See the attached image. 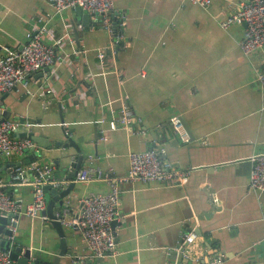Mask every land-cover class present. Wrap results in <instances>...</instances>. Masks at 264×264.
<instances>
[{
	"label": "crops",
	"instance_id": "1",
	"mask_svg": "<svg viewBox=\"0 0 264 264\" xmlns=\"http://www.w3.org/2000/svg\"><path fill=\"white\" fill-rule=\"evenodd\" d=\"M242 1L211 0L202 8L191 0H113L114 17L125 15V43L108 48L100 63L97 49L110 44L111 34L93 27L89 15L56 13L49 0H0V56L22 47L43 15L65 57L27 75V87L0 92V120L18 122L13 136L29 133L34 144L21 156L0 150V182L22 204L7 237L12 248L29 249L31 263L50 261L62 239L49 217L25 214L33 180L13 182L15 165L49 164L59 183L75 182L63 205L55 202L58 214L110 191L104 178L66 180L78 156L81 168L125 177L129 153L164 149L160 158L185 181L121 182L116 253L92 258L80 232L63 226L69 254L59 264H264V191L249 188L251 157L264 153V86L257 79L264 51L245 55L244 26L221 27ZM124 104L140 121L112 129ZM173 116L191 141L173 129ZM68 138L79 151L56 144ZM51 198L46 192V207ZM191 232L196 238L187 245L183 237Z\"/></svg>",
	"mask_w": 264,
	"mask_h": 264
},
{
	"label": "built area",
	"instance_id": "2",
	"mask_svg": "<svg viewBox=\"0 0 264 264\" xmlns=\"http://www.w3.org/2000/svg\"><path fill=\"white\" fill-rule=\"evenodd\" d=\"M194 4L208 8L211 0H191ZM56 13H62L69 8L80 7L89 13L92 25H100L101 28L109 31L111 42L107 46L97 49V56L100 63L103 62L104 55L109 48L124 45L123 24L125 15L120 14L114 17L113 0H49ZM118 15V13H117ZM38 25L33 32L27 33V42L18 49H5V53L0 56V92L12 90L16 85L22 83L27 87V75H31L45 67L58 66L63 62L64 56L57 54L56 48L63 45L60 39L53 40L51 30L48 26L47 16L39 15ZM243 25V37L240 47L245 55L255 51H264V0H243L238 10L221 23V27L228 28L231 25ZM257 79L264 86V64L257 70ZM140 119L134 114L129 104H124L120 109L118 123H111L112 129L119 127L128 128ZM173 129L185 142L191 141L189 132L185 128L181 117L173 116L170 119ZM28 128V124L24 123ZM19 128V123L14 120H4L0 122V150L8 151L14 155L21 156L26 150L33 147L30 137H14L13 132ZM144 135V130L135 131ZM165 150L133 151L129 153V172L125 177L109 176L102 171L86 166L80 168L76 174L75 181H90L93 178H104L110 186L107 194H93L81 199L79 207L72 211L67 205L58 219L63 226L80 232V235L90 252L92 258L113 256L117 250L116 235L112 222L117 219L120 201L119 184L127 180L140 181H165L175 177L179 181H185L186 174L175 169L167 161L160 158V154ZM251 172L249 178V188L257 191H264V153H259L251 157ZM11 178L16 183H28L33 180V202L25 206V214L32 217L47 219L43 213L46 209L45 189L46 184H57L53 176V167L49 164L30 162L19 163L11 170ZM21 199L10 196L0 182V214L12 215V220L17 224L18 212L22 207ZM9 229L15 232V227L8 225ZM196 238V234L191 232L183 237V242L190 245ZM0 264H21L11 258L9 251L0 248Z\"/></svg>",
	"mask_w": 264,
	"mask_h": 264
},
{
	"label": "water",
	"instance_id": "3",
	"mask_svg": "<svg viewBox=\"0 0 264 264\" xmlns=\"http://www.w3.org/2000/svg\"><path fill=\"white\" fill-rule=\"evenodd\" d=\"M70 9H77L81 12L83 17L85 15H91L89 13L85 14L83 13V10L80 7H74ZM7 119L5 116L0 120V122ZM27 136L31 137V134H27ZM54 142V141H53ZM56 144H61L64 147H68L69 145H72L80 150L78 148V145L72 138H68L65 143L63 142H56ZM83 160V156H78V161L75 163V170L73 172L68 173L66 180L75 179L77 172L81 168V162ZM27 163H30V161H27ZM55 180L58 181V183L55 184H46L44 186V189L47 193L52 195V198L48 201L46 209L43 211L47 217H49L51 223L55 226L57 231L59 232V235L62 237L61 239V247L60 252L57 256L53 257L52 260L46 261L44 259H40V257H37V259H34L31 263V251L29 249H24L23 247L14 246L13 248L10 246V243L7 242V237L9 240H11V237L13 236V231L9 229L8 225H11V227H15L17 224L15 221L12 220V215L9 213L7 215H1L0 214V248H2L5 251H9L10 256L12 259L17 260L21 264H59L60 258L65 256L66 254H69V251L67 250V242L65 240V231L63 225L59 221V216H57V210L55 209V202L58 201L60 205H63V200L67 198L72 190V188L75 186V182L71 181L67 185H62L59 183L60 176L56 174ZM18 216L15 215L14 218H17ZM115 222H112V225H114ZM77 260V259H76ZM78 261V260H77ZM88 261V264H90V261Z\"/></svg>",
	"mask_w": 264,
	"mask_h": 264
},
{
	"label": "bare ground",
	"instance_id": "4",
	"mask_svg": "<svg viewBox=\"0 0 264 264\" xmlns=\"http://www.w3.org/2000/svg\"><path fill=\"white\" fill-rule=\"evenodd\" d=\"M240 44V43H239Z\"/></svg>",
	"mask_w": 264,
	"mask_h": 264
},
{
	"label": "rangeland",
	"instance_id": "5",
	"mask_svg": "<svg viewBox=\"0 0 264 264\" xmlns=\"http://www.w3.org/2000/svg\"><path fill=\"white\" fill-rule=\"evenodd\" d=\"M240 45V44H239Z\"/></svg>",
	"mask_w": 264,
	"mask_h": 264
}]
</instances>
